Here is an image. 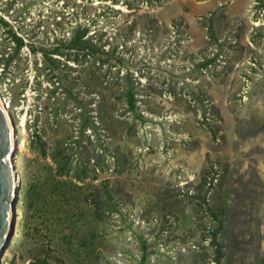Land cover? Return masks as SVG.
<instances>
[{"label":"rangeland","instance_id":"374dc122","mask_svg":"<svg viewBox=\"0 0 264 264\" xmlns=\"http://www.w3.org/2000/svg\"><path fill=\"white\" fill-rule=\"evenodd\" d=\"M253 4L0 0V98L20 157L0 264H264Z\"/></svg>","mask_w":264,"mask_h":264},{"label":"water","instance_id":"95a60500","mask_svg":"<svg viewBox=\"0 0 264 264\" xmlns=\"http://www.w3.org/2000/svg\"><path fill=\"white\" fill-rule=\"evenodd\" d=\"M4 106V111L9 119L12 128V148L10 143V132L8 129L6 115L0 107V261L6 250L10 238L14 233V224L16 218L15 205L18 200L19 185L15 193L12 191V173L16 172L14 152L18 151L16 142V132L7 111V105L0 98ZM17 177V172H16ZM13 203V204H12Z\"/></svg>","mask_w":264,"mask_h":264},{"label":"trees","instance_id":"16d2710c","mask_svg":"<svg viewBox=\"0 0 264 264\" xmlns=\"http://www.w3.org/2000/svg\"><path fill=\"white\" fill-rule=\"evenodd\" d=\"M261 3H264V0H254V4L252 5V10L258 9ZM254 30H258V27H255ZM61 170V169H60ZM63 170V169H62ZM62 170L61 172L57 173L55 176L57 177H62ZM49 184V183H48ZM60 182L55 181L53 183H50V186L53 187H58ZM58 185V186H57ZM45 185L42 187L41 184L37 186V196H38V201H36V213L41 214V213H48V208L52 209L53 206V199H51V202H48V192L45 190ZM51 191V189H50ZM54 195H52L53 197ZM51 203V204H50ZM52 205V206H51ZM46 212H43V211Z\"/></svg>","mask_w":264,"mask_h":264},{"label":"bare ground","instance_id":"6f19581e","mask_svg":"<svg viewBox=\"0 0 264 264\" xmlns=\"http://www.w3.org/2000/svg\"><path fill=\"white\" fill-rule=\"evenodd\" d=\"M0 107H3L2 110L4 109V106H3L1 100H0ZM4 114L6 115L5 111H4ZM6 119H7L8 129H9V132H10V143H11V148H12V140H13L12 128H11V125H10V122H9V119H8L7 115H6ZM13 155H14L15 169H16V167L19 165L20 157L17 154V152L16 153L14 152ZM12 176H13L12 177V191H13V193H15V191L17 190L18 176L16 177V172L15 171H13Z\"/></svg>","mask_w":264,"mask_h":264}]
</instances>
